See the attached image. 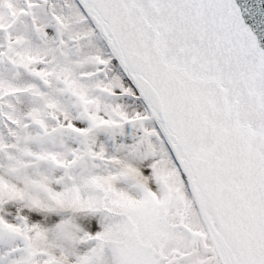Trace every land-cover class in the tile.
Here are the masks:
<instances>
[{
	"label": "snow or ice",
	"instance_id": "1",
	"mask_svg": "<svg viewBox=\"0 0 264 264\" xmlns=\"http://www.w3.org/2000/svg\"><path fill=\"white\" fill-rule=\"evenodd\" d=\"M0 264H264V0H0Z\"/></svg>",
	"mask_w": 264,
	"mask_h": 264
}]
</instances>
